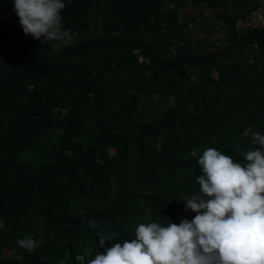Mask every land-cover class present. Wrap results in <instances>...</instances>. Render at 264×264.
Masks as SVG:
<instances>
[{"label":"trees","instance_id":"16d2710c","mask_svg":"<svg viewBox=\"0 0 264 264\" xmlns=\"http://www.w3.org/2000/svg\"><path fill=\"white\" fill-rule=\"evenodd\" d=\"M64 2L73 41L57 47L0 0V264H78L138 224L191 221L180 199L203 151L243 161V131L264 135V22L238 21L256 0ZM186 3L203 9L180 17ZM206 10L224 31L205 50L192 30ZM27 236L41 246L20 248Z\"/></svg>","mask_w":264,"mask_h":264},{"label":"clouds","instance_id":"9594fccd","mask_svg":"<svg viewBox=\"0 0 264 264\" xmlns=\"http://www.w3.org/2000/svg\"><path fill=\"white\" fill-rule=\"evenodd\" d=\"M25 35L36 40L70 41L61 13L64 0H12ZM253 150L234 161L215 148L198 159L199 190L182 197L185 211L195 212L189 221L138 224L134 237L105 247L93 255L86 248L78 264H264V135L251 128ZM5 225L0 221V229ZM17 245L32 252L42 241L27 236Z\"/></svg>","mask_w":264,"mask_h":264},{"label":"rangeland","instance_id":"374dc122","mask_svg":"<svg viewBox=\"0 0 264 264\" xmlns=\"http://www.w3.org/2000/svg\"><path fill=\"white\" fill-rule=\"evenodd\" d=\"M257 7L254 10H249L248 14L241 18L238 21H241L239 25H246V24H251V25H256V24H261L264 22V0H256ZM203 9L202 5H192L190 3H186L184 7L180 10L179 14L181 15L180 17L183 16L184 13H188L189 15H193L196 12L200 11ZM206 18L205 21H203L202 25L197 24L194 25L192 33L193 35H196L200 38V43L203 44L204 49H208L211 44H214L215 40H218L219 38H222L223 31L224 29L221 28L220 24L215 20L214 17H212L208 10H206ZM73 35H76L74 32ZM73 41L71 38L70 41H64V42H59L57 47L62 46L64 44H70ZM55 48V46L53 47ZM138 61L141 60V57L138 56ZM162 107H165V105H162ZM106 152L108 156H111L113 153V148L111 146H108L106 148ZM37 153L31 149V148H25L22 152L21 155V161L24 162H32L36 159ZM130 166H133L132 164ZM114 183V181H112ZM86 206L87 207H93L96 206L95 202L92 200H85ZM10 249H6L3 252V255L7 256L11 254Z\"/></svg>","mask_w":264,"mask_h":264},{"label":"built area","instance_id":"2783aa9c","mask_svg":"<svg viewBox=\"0 0 264 264\" xmlns=\"http://www.w3.org/2000/svg\"><path fill=\"white\" fill-rule=\"evenodd\" d=\"M172 2H173V0H168L167 7L172 8L173 7Z\"/></svg>","mask_w":264,"mask_h":264}]
</instances>
